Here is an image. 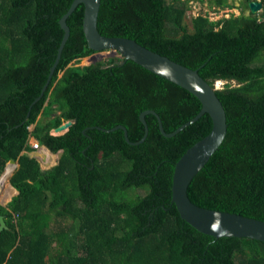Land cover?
<instances>
[{
  "label": "trees",
  "instance_id": "16d2710c",
  "mask_svg": "<svg viewBox=\"0 0 264 264\" xmlns=\"http://www.w3.org/2000/svg\"><path fill=\"white\" fill-rule=\"evenodd\" d=\"M73 1L0 0V203L14 195L0 205L8 226L0 264H264L263 242L205 235L172 204L175 165L211 132L209 114L173 137L147 115L149 133L139 145L129 144L122 129L96 128L122 125L138 142L145 134L142 112L155 111L173 133L202 104L121 57L74 66L95 53L83 31L84 5L68 17L70 38L34 103ZM191 1L102 0L98 30L198 70L213 88L224 82L216 94L227 135L188 195L200 207L264 221V0L260 16L250 11L253 0H245L239 15L218 20L195 17ZM232 1L210 0L209 9H235ZM70 120L65 134H51ZM32 137L54 154L63 150L57 165L42 168L32 156Z\"/></svg>",
  "mask_w": 264,
  "mask_h": 264
},
{
  "label": "water",
  "instance_id": "95a60500",
  "mask_svg": "<svg viewBox=\"0 0 264 264\" xmlns=\"http://www.w3.org/2000/svg\"><path fill=\"white\" fill-rule=\"evenodd\" d=\"M101 2L102 0H74L68 12L61 18L59 23L64 35L46 84L34 103L38 102L45 95L60 63L63 50L70 38V27L67 24L68 17L72 15L79 5H84L83 31L88 46L95 52L94 54H101L105 51L118 54L125 61H133L146 70L186 89L196 96L202 104L199 114L173 133H167L164 130L161 117L155 111L147 110L142 112L140 120L145 126V134L138 142L130 141L128 132L122 125L109 130L100 127L96 128L108 133L122 129L129 144L139 145L146 140L149 133V127L145 119L147 115H154L157 118L159 128L164 136L173 137L187 126L198 121L204 114H209L213 123L211 132L188 149L175 165L172 184V204L176 206L181 218L185 222L205 235L217 239L222 237L250 238L264 243V221L200 207L194 204L188 195V189L192 180L218 151L227 135V114L221 100L216 94V90L200 76L198 70L188 68L166 56L153 52L135 40L102 35L98 30ZM249 8L252 14H258L263 10V3L261 0H253L249 3ZM73 124L74 121L72 120L64 122L54 132L63 135ZM62 156L63 150L58 153L59 160ZM17 167H19V164ZM6 204H2V206H6ZM6 229H8V226L5 218L0 214V236Z\"/></svg>",
  "mask_w": 264,
  "mask_h": 264
},
{
  "label": "rangeland",
  "instance_id": "374dc122",
  "mask_svg": "<svg viewBox=\"0 0 264 264\" xmlns=\"http://www.w3.org/2000/svg\"><path fill=\"white\" fill-rule=\"evenodd\" d=\"M168 1H171V0H168ZM209 1L210 0H205L202 3V2H200L198 0H194V1L189 2V4L192 6L193 15L197 16L200 13H207L211 17L212 20H218V19L222 18L224 14H230L231 15V13H235V14L238 15V13H241V11H242V8H243L242 4H243V2L245 0L232 1V2H234L235 10H226L225 9V11H219L217 13L214 12V10H210L209 9ZM248 14H249V12L247 11L246 15H248ZM257 15L258 16L262 15V11H260ZM112 57H120V56L118 54H113V53L105 51V52H102L101 54H94V55H92L90 57H86V58L82 59L81 61L75 63L74 66L85 67V66L94 64L96 62H100V61L103 62L106 59H109V58H112ZM60 76H62V74H60ZM218 87L221 88L222 84H219ZM54 133L55 132L52 131L53 135H54ZM55 135H60V134L55 133ZM34 155L36 157H38V156L41 157V154L39 152H35V153L32 154V156H34ZM54 157H55L54 164H56V162H58V160H59L58 154H54L53 157L50 159V162H44V163L42 162L41 166H42V168L44 170L49 169L50 167L54 166V164H52V162L54 161V159H53ZM44 166H46L47 168H44ZM135 193L140 194V195H144L145 194V192L143 190H137ZM13 197H14V195L11 198L9 197V199L11 200ZM2 204L3 203H0V205H2Z\"/></svg>",
  "mask_w": 264,
  "mask_h": 264
},
{
  "label": "built area",
  "instance_id": "2783aa9c",
  "mask_svg": "<svg viewBox=\"0 0 264 264\" xmlns=\"http://www.w3.org/2000/svg\"><path fill=\"white\" fill-rule=\"evenodd\" d=\"M226 10H235V9H226ZM221 11H225V10H221ZM232 14H235V13H231V15ZM240 13H238V15H239ZM199 15V14H198ZM197 15V16H198ZM235 15H237V14H235ZM195 17H196V15H195ZM223 17H230V14H224L223 15ZM219 84H222V87L220 88V87H218V85ZM217 85V86H216ZM223 86H224V82L223 81H217L216 83H215V87H214V89L215 90H218V89H222L223 88ZM30 131H33V128L32 127H30ZM53 132H54V130H53ZM51 134H52V132H51ZM54 135H55V133H54ZM33 139V140H32ZM29 144H30V146L32 147V149L34 150V152H39L41 155H44V157L43 158H41V157H36L40 162H41V165H42V162L44 163V162H50V159L53 157V155H54V153H52L50 150H48L46 147H43V146H41L40 144H39V142L35 139V138H30L29 139ZM55 165V164H54Z\"/></svg>",
  "mask_w": 264,
  "mask_h": 264
},
{
  "label": "clouds",
  "instance_id": "9594fccd",
  "mask_svg": "<svg viewBox=\"0 0 264 264\" xmlns=\"http://www.w3.org/2000/svg\"><path fill=\"white\" fill-rule=\"evenodd\" d=\"M54 130H55V129H54ZM57 154H58V153H57ZM58 162H59V160H58ZM58 162H56V164H55V165H57V164H58ZM55 165H54V166H55ZM52 167H53V166H52ZM17 168H18V167H17ZM15 171H16V170H15ZM10 201H11V200H10ZM10 201H9V202H10ZM9 202H7V204H8ZM7 204H6V205H7Z\"/></svg>",
  "mask_w": 264,
  "mask_h": 264
},
{
  "label": "crops",
  "instance_id": "0c3cea01",
  "mask_svg": "<svg viewBox=\"0 0 264 264\" xmlns=\"http://www.w3.org/2000/svg\"><path fill=\"white\" fill-rule=\"evenodd\" d=\"M33 153H35V152H33ZM33 153H32V154H33ZM34 156H35V155H34ZM35 157H36V156H35Z\"/></svg>",
  "mask_w": 264,
  "mask_h": 264
},
{
  "label": "bare ground",
  "instance_id": "6f19581e",
  "mask_svg": "<svg viewBox=\"0 0 264 264\" xmlns=\"http://www.w3.org/2000/svg\"><path fill=\"white\" fill-rule=\"evenodd\" d=\"M45 167V166H44Z\"/></svg>",
  "mask_w": 264,
  "mask_h": 264
}]
</instances>
